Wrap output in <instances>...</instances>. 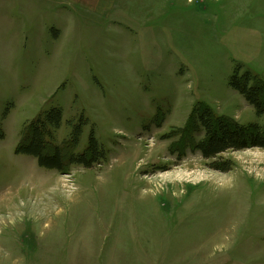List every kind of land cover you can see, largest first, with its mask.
<instances>
[{
    "label": "rangeland",
    "instance_id": "rangeland-1",
    "mask_svg": "<svg viewBox=\"0 0 264 264\" xmlns=\"http://www.w3.org/2000/svg\"><path fill=\"white\" fill-rule=\"evenodd\" d=\"M103 2L0 0V264H264V149H195L202 109L264 133V0ZM53 108L91 168L16 153Z\"/></svg>",
    "mask_w": 264,
    "mask_h": 264
},
{
    "label": "trees",
    "instance_id": "trees-1",
    "mask_svg": "<svg viewBox=\"0 0 264 264\" xmlns=\"http://www.w3.org/2000/svg\"><path fill=\"white\" fill-rule=\"evenodd\" d=\"M250 77L245 81L233 76L231 86L238 90L246 100L255 107L258 116L264 114V89L260 84L249 86ZM202 125L206 130V138L197 143L195 149L199 150L206 159H217L228 151H243L251 148L264 149V133L258 126L253 127V132L247 129L212 119L209 109H202L200 113ZM63 121V111L60 108H53L39 115L29 127L27 139L18 147L16 153L32 156L37 159L40 167L62 172L66 166L80 164L86 168H91L103 152H99L98 143L94 133L90 134L88 150L80 155L66 154L62 147H49L54 131L61 128ZM85 122L81 117L72 129V142L78 144L83 134ZM256 128V130H255ZM67 157V158H66ZM67 159V161H66ZM214 170L226 173L231 170L230 162L214 163L211 166Z\"/></svg>",
    "mask_w": 264,
    "mask_h": 264
},
{
    "label": "crops",
    "instance_id": "crops-1",
    "mask_svg": "<svg viewBox=\"0 0 264 264\" xmlns=\"http://www.w3.org/2000/svg\"><path fill=\"white\" fill-rule=\"evenodd\" d=\"M78 1H83L84 2V4L86 5V4H94L95 5V3H96V0H78ZM111 0H104V4H105V8L108 6V4H109V2H110ZM87 6V5H86ZM91 7V6H90ZM93 7V6H92ZM95 7V6H94ZM93 7V8H94ZM91 10V9H90Z\"/></svg>",
    "mask_w": 264,
    "mask_h": 264
}]
</instances>
